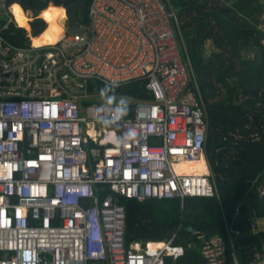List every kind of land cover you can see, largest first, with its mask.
<instances>
[{
	"label": "built area",
	"instance_id": "2783aa9c",
	"mask_svg": "<svg viewBox=\"0 0 264 264\" xmlns=\"http://www.w3.org/2000/svg\"><path fill=\"white\" fill-rule=\"evenodd\" d=\"M87 17L79 31L63 25L57 41L39 46L31 22L40 11L0 0V264L175 261L184 247L174 234L126 246L116 194H215L206 112L189 86L195 78L168 0H88ZM17 32L22 42L8 36ZM88 80L102 88L142 80L150 97L132 101L127 114V100L108 104L100 90L89 91ZM198 160L205 171L178 168ZM257 191L263 196L264 184ZM259 219L251 217L252 231L263 229ZM201 253L205 264H238L233 249L227 259L220 236ZM248 264H264V240Z\"/></svg>",
	"mask_w": 264,
	"mask_h": 264
},
{
	"label": "trees",
	"instance_id": "16d2710c",
	"mask_svg": "<svg viewBox=\"0 0 264 264\" xmlns=\"http://www.w3.org/2000/svg\"><path fill=\"white\" fill-rule=\"evenodd\" d=\"M10 1L33 13L40 11L43 19L31 22L38 34L33 42L38 43L49 31L56 32V41L60 38L63 7L73 0ZM168 2L195 78L196 83L190 80L189 86L200 94L206 112L205 153L215 194L143 200L116 194L125 210V244L140 241L144 245L174 234L184 253L175 261L165 257V264H205L202 247L220 236L227 259L231 260L233 249L238 264H248L252 247L264 240V228L252 231L248 225L253 214L264 217V195L257 191L264 184V0ZM14 5L19 23L25 26L26 19ZM77 15V25L85 27L87 6ZM8 36L14 42L23 41L21 32ZM87 87L99 91L102 84L88 80ZM110 95L126 98L127 114L132 101L150 97L142 80L120 85ZM181 168L205 171L202 160L192 165L185 162Z\"/></svg>",
	"mask_w": 264,
	"mask_h": 264
},
{
	"label": "water",
	"instance_id": "95a60500",
	"mask_svg": "<svg viewBox=\"0 0 264 264\" xmlns=\"http://www.w3.org/2000/svg\"><path fill=\"white\" fill-rule=\"evenodd\" d=\"M88 0H73L68 5L62 6L65 12L64 27L70 32H77L80 30L78 27L77 11L87 6ZM70 23V24H68Z\"/></svg>",
	"mask_w": 264,
	"mask_h": 264
},
{
	"label": "clouds",
	"instance_id": "9594fccd",
	"mask_svg": "<svg viewBox=\"0 0 264 264\" xmlns=\"http://www.w3.org/2000/svg\"><path fill=\"white\" fill-rule=\"evenodd\" d=\"M119 87L118 82H110L109 84H105L104 87L100 90L101 96L105 97L108 104H112L116 97L114 95H110V93H113L116 88ZM126 103V98H121L118 102L119 105L123 106Z\"/></svg>",
	"mask_w": 264,
	"mask_h": 264
},
{
	"label": "bare ground",
	"instance_id": "6f19581e",
	"mask_svg": "<svg viewBox=\"0 0 264 264\" xmlns=\"http://www.w3.org/2000/svg\"><path fill=\"white\" fill-rule=\"evenodd\" d=\"M12 9H13V11H14V13H15V16H16V19H17V21L19 22V20H18V13H17V9H16V6L15 5H12ZM55 37H56V32H54V31H49L48 33H47V38L45 39V40H43V41H41V42H38V43H36V42H33L35 45H45V44H50V43H54L56 40H55ZM34 38V37H33ZM33 38H32V40H33ZM199 161V160H198ZM198 161H191V162H186V164H188V165H192L194 162H198Z\"/></svg>",
	"mask_w": 264,
	"mask_h": 264
},
{
	"label": "crops",
	"instance_id": "0c3cea01",
	"mask_svg": "<svg viewBox=\"0 0 264 264\" xmlns=\"http://www.w3.org/2000/svg\"><path fill=\"white\" fill-rule=\"evenodd\" d=\"M259 220H260L261 227L264 228V217H261Z\"/></svg>",
	"mask_w": 264,
	"mask_h": 264
},
{
	"label": "rangeland",
	"instance_id": "374dc122",
	"mask_svg": "<svg viewBox=\"0 0 264 264\" xmlns=\"http://www.w3.org/2000/svg\"><path fill=\"white\" fill-rule=\"evenodd\" d=\"M62 26H63V23H62ZM63 30H64V27H63ZM207 45L209 46V43H207ZM181 166H185V163H181L178 167H181Z\"/></svg>",
	"mask_w": 264,
	"mask_h": 264
},
{
	"label": "flooded vegetation",
	"instance_id": "af4514ba",
	"mask_svg": "<svg viewBox=\"0 0 264 264\" xmlns=\"http://www.w3.org/2000/svg\"><path fill=\"white\" fill-rule=\"evenodd\" d=\"M68 24H70V23H68Z\"/></svg>",
	"mask_w": 264,
	"mask_h": 264
}]
</instances>
